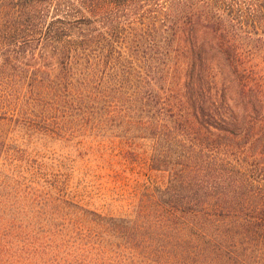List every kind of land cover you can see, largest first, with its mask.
Here are the masks:
<instances>
[{"label": "trees", "instance_id": "obj_1", "mask_svg": "<svg viewBox=\"0 0 264 264\" xmlns=\"http://www.w3.org/2000/svg\"><path fill=\"white\" fill-rule=\"evenodd\" d=\"M70 130L148 160L155 222L13 168ZM0 264H264V0H0Z\"/></svg>", "mask_w": 264, "mask_h": 264}, {"label": "rangeland", "instance_id": "obj_2", "mask_svg": "<svg viewBox=\"0 0 264 264\" xmlns=\"http://www.w3.org/2000/svg\"><path fill=\"white\" fill-rule=\"evenodd\" d=\"M229 103L237 107L235 93ZM99 141L70 130L67 134L21 139L19 147L9 144L7 154L13 168L18 165L14 161L16 154L23 161L25 170L21 169V174L25 179L47 186L42 188L43 194L51 193L58 203H72L103 217H145L155 222L154 215L146 212L149 202L145 195L153 194L160 186V175L150 169L145 157H129L118 143L98 144ZM140 206L146 211L138 212ZM54 208L58 222L70 218L68 210ZM81 215L78 211L70 219L81 223Z\"/></svg>", "mask_w": 264, "mask_h": 264}]
</instances>
